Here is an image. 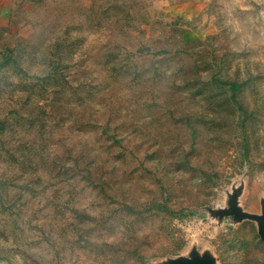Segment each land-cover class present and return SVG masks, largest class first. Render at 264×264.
Wrapping results in <instances>:
<instances>
[{"label": "rangeland", "instance_id": "rangeland-1", "mask_svg": "<svg viewBox=\"0 0 264 264\" xmlns=\"http://www.w3.org/2000/svg\"><path fill=\"white\" fill-rule=\"evenodd\" d=\"M0 264H264V0H13Z\"/></svg>", "mask_w": 264, "mask_h": 264}, {"label": "crops", "instance_id": "crops-1", "mask_svg": "<svg viewBox=\"0 0 264 264\" xmlns=\"http://www.w3.org/2000/svg\"><path fill=\"white\" fill-rule=\"evenodd\" d=\"M13 4V0H0V26L5 21V15Z\"/></svg>", "mask_w": 264, "mask_h": 264}, {"label": "trees", "instance_id": "trees-1", "mask_svg": "<svg viewBox=\"0 0 264 264\" xmlns=\"http://www.w3.org/2000/svg\"><path fill=\"white\" fill-rule=\"evenodd\" d=\"M237 88V85H233L232 90L234 91Z\"/></svg>", "mask_w": 264, "mask_h": 264}]
</instances>
